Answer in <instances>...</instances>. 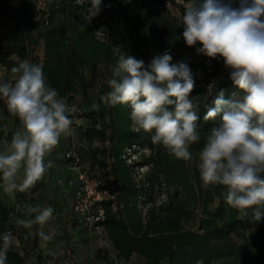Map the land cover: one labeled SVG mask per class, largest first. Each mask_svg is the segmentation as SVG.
<instances>
[{"label":"trees","instance_id":"16d2710c","mask_svg":"<svg viewBox=\"0 0 264 264\" xmlns=\"http://www.w3.org/2000/svg\"><path fill=\"white\" fill-rule=\"evenodd\" d=\"M9 1L0 0V17L14 8L0 40V49L15 56L7 62L17 66L27 59L42 64L48 85L64 99L74 94L86 98L93 91L95 106L79 112L86 123L78 133L88 144L76 154L90 163L99 187L108 191L109 197L100 201L103 218L96 224L114 253L125 262L135 257L140 264H264V215L257 221L251 209L245 215L232 208L225 201L223 186H205L200 177L198 152L204 135L218 122L204 121L203 116L215 106L221 91L225 99L237 91L222 58L207 57L209 63L203 58L195 66L200 76L193 74L191 97L199 105L202 139L190 146L191 161L175 158L151 142L153 133L137 130L128 105L113 106L100 99L112 89L101 78L99 66H105L110 80L122 51L148 65L165 51L174 63L175 55L200 47H188L182 38L185 6L178 0H102L109 16L115 15L125 30L124 45L116 48L99 35V17L87 21L90 0H44V9L39 7L40 0H17L15 7ZM168 4L177 15L168 10ZM39 44L41 59L35 55ZM210 84L214 85L211 90ZM14 123L22 126L17 119ZM5 137L8 132L0 116V141ZM67 212L86 226L69 208ZM13 216H19L14 205L0 197V234H18ZM247 229H254L258 238L245 235ZM38 240L34 231L30 250L8 249L6 264H33Z\"/></svg>","mask_w":264,"mask_h":264},{"label":"clouds","instance_id":"9594fccd","mask_svg":"<svg viewBox=\"0 0 264 264\" xmlns=\"http://www.w3.org/2000/svg\"><path fill=\"white\" fill-rule=\"evenodd\" d=\"M101 6L102 0H92L88 22ZM182 25L186 45H200L198 55L222 58L237 89L228 99L221 91L215 106L203 116L204 121L218 122L204 135L198 152L201 180L205 186H223L226 203L245 215L251 209L258 221L264 215V0H189ZM122 53L111 68L108 84L112 90L101 101L128 105L137 130L153 133V144L162 145L177 159L191 161L190 146L202 137L199 105L191 97L195 80L189 65L172 63L168 51L155 55L148 65ZM11 73V81L0 80V99L22 127L0 152V181L3 191L14 195L33 187L53 166L45 157L62 135L71 134L69 114L78 108L69 106L48 85L42 64L23 59ZM26 212L34 219H10L28 229L40 226V239L51 241L55 230L45 233L43 228L53 219L54 209L28 205ZM14 239L11 231L0 234V264H6Z\"/></svg>","mask_w":264,"mask_h":264},{"label":"rangeland","instance_id":"374dc122","mask_svg":"<svg viewBox=\"0 0 264 264\" xmlns=\"http://www.w3.org/2000/svg\"><path fill=\"white\" fill-rule=\"evenodd\" d=\"M49 0H46L47 3ZM17 0H10L9 3L15 7ZM44 0H40V8H45ZM189 0H178V3L186 6ZM92 0L89 2L91 9ZM168 10L177 15V10L171 4L167 5ZM14 14V8L7 11L5 15L0 17V40L5 32V29L11 17ZM102 21V27L99 35L107 40L113 42L116 48H122L124 45L125 30L122 22L113 15L109 16L106 11V6L102 2L101 11L96 16ZM35 55L42 58V45L39 44L35 50ZM15 58L14 55L6 54L3 49H0V80L11 81L12 73L10 65L7 61ZM205 59L207 63L209 60L204 55H198L196 48L184 52L182 55H175L174 63L184 61L186 62L192 73L200 76V72L195 70L196 63ZM101 78L109 81L110 75L105 66H99ZM66 102L71 105H76L78 111L69 114L72 120L71 134L62 135L59 144L52 150V152L45 157V162L52 161L53 166L48 169L43 178L36 182V184L25 192H16L14 195H9L3 191L2 181H0V197L7 203L13 204L15 210L19 214L18 219H34V215H29L26 212L27 206H51L54 209L53 219L44 226L43 231L48 233L50 229L55 230V235L51 241H42L39 237L38 244L34 249V263L33 264H140L137 258L132 257L130 262H125L114 253L109 241L103 234L102 228H87L79 221L76 216L69 214L68 204L73 197L74 187L77 183L76 169L71 157H66V152L70 148H74L76 153L82 146H86L88 142L79 136V128L84 126L86 119L79 115V112L95 106L93 99V91L84 98L80 94H74L71 98H65ZM81 108V109H80ZM0 116L5 121L8 137L0 141V150L5 151L14 133L22 126H17L14 122L19 119L11 114L3 99H0ZM93 143H96L94 140ZM147 151V149H145ZM138 156V154H137ZM134 156L133 158H137ZM77 168L84 170L89 177L94 178V168L90 167V163L84 159L78 161ZM142 171L145 167H142ZM144 210V208H143ZM18 234L14 236V240L9 249H15L22 252L24 249L30 250L33 246L32 238L34 231L38 233L40 226L34 225L31 229L18 225ZM244 234L251 238H258V234L254 229H247ZM3 245L1 244L0 247ZM40 256V259L37 257Z\"/></svg>","mask_w":264,"mask_h":264},{"label":"built area","instance_id":"2783aa9c","mask_svg":"<svg viewBox=\"0 0 264 264\" xmlns=\"http://www.w3.org/2000/svg\"><path fill=\"white\" fill-rule=\"evenodd\" d=\"M130 153V149H127V154ZM65 155L71 157L77 175V183L68 208L77 214L88 228H101L96 224L104 214L100 201L109 197L108 191L99 187L101 184L99 180L89 177L84 170L77 168L79 158L73 147Z\"/></svg>","mask_w":264,"mask_h":264},{"label":"crops","instance_id":"0c3cea01","mask_svg":"<svg viewBox=\"0 0 264 264\" xmlns=\"http://www.w3.org/2000/svg\"><path fill=\"white\" fill-rule=\"evenodd\" d=\"M69 205V204H68Z\"/></svg>","mask_w":264,"mask_h":264}]
</instances>
